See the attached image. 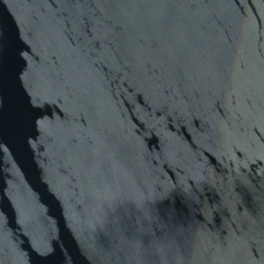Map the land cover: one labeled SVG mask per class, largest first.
I'll return each instance as SVG.
<instances>
[{
  "label": "water",
  "instance_id": "1",
  "mask_svg": "<svg viewBox=\"0 0 264 264\" xmlns=\"http://www.w3.org/2000/svg\"><path fill=\"white\" fill-rule=\"evenodd\" d=\"M0 264H264V0H0Z\"/></svg>",
  "mask_w": 264,
  "mask_h": 264
}]
</instances>
